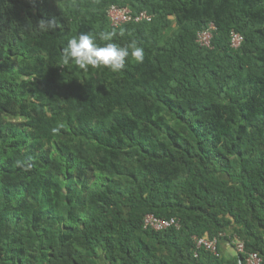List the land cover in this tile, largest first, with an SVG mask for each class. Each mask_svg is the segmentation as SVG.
<instances>
[{
  "label": "trees",
  "instance_id": "obj_1",
  "mask_svg": "<svg viewBox=\"0 0 264 264\" xmlns=\"http://www.w3.org/2000/svg\"><path fill=\"white\" fill-rule=\"evenodd\" d=\"M113 5L152 19L113 27ZM113 30L142 64H63L70 39ZM219 233L264 263V0H0V264H244L194 256Z\"/></svg>",
  "mask_w": 264,
  "mask_h": 264
},
{
  "label": "clouds",
  "instance_id": "obj_2",
  "mask_svg": "<svg viewBox=\"0 0 264 264\" xmlns=\"http://www.w3.org/2000/svg\"><path fill=\"white\" fill-rule=\"evenodd\" d=\"M28 26L36 33H48L57 29L58 21L55 18L39 19ZM115 35L114 30L100 32L99 40L104 42L101 45L97 43L93 34L81 32L78 36L70 39L64 47L63 64H73L83 71H88L89 68H104L112 73L124 70L129 59L142 64L145 59L144 49L138 46L135 40L126 45H118L112 42ZM27 167H31V165H27Z\"/></svg>",
  "mask_w": 264,
  "mask_h": 264
},
{
  "label": "built area",
  "instance_id": "obj_3",
  "mask_svg": "<svg viewBox=\"0 0 264 264\" xmlns=\"http://www.w3.org/2000/svg\"><path fill=\"white\" fill-rule=\"evenodd\" d=\"M107 16L110 24L113 27H119L129 22H150L152 17L146 12H140L137 15H133L128 8L111 6L107 11ZM214 26L211 24L208 28L201 30L197 33L196 42L203 48H209L212 38V31ZM242 36L238 33H231V47L237 49L241 46ZM180 223L176 218L161 219L152 214L146 215L143 220V228L145 230H152L155 232L165 231L168 229H179ZM222 241H226L228 245L234 250L235 253L244 252V244L242 241L233 235H226V233H219L216 237L210 238L208 236L194 237V256L197 257L198 250H204L214 256L219 254V244ZM244 264H264L261 256L256 252H250L245 254Z\"/></svg>",
  "mask_w": 264,
  "mask_h": 264
},
{
  "label": "crops",
  "instance_id": "obj_4",
  "mask_svg": "<svg viewBox=\"0 0 264 264\" xmlns=\"http://www.w3.org/2000/svg\"><path fill=\"white\" fill-rule=\"evenodd\" d=\"M219 247L220 251L224 254L225 257H233L234 255H236V253H234V250L228 245L226 241H222Z\"/></svg>",
  "mask_w": 264,
  "mask_h": 264
},
{
  "label": "rangeland",
  "instance_id": "obj_5",
  "mask_svg": "<svg viewBox=\"0 0 264 264\" xmlns=\"http://www.w3.org/2000/svg\"><path fill=\"white\" fill-rule=\"evenodd\" d=\"M234 253H235V252H234ZM98 264H105V262L102 261V260H99V261H98Z\"/></svg>",
  "mask_w": 264,
  "mask_h": 264
}]
</instances>
